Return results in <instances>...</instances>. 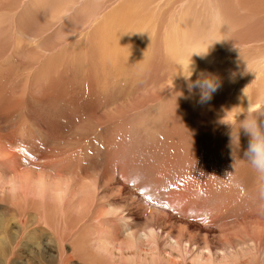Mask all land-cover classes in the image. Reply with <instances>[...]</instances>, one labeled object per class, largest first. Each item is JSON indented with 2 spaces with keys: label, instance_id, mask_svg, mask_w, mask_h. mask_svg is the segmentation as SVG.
Returning a JSON list of instances; mask_svg holds the SVG:
<instances>
[{
  "label": "rangeland",
  "instance_id": "rangeland-1",
  "mask_svg": "<svg viewBox=\"0 0 264 264\" xmlns=\"http://www.w3.org/2000/svg\"><path fill=\"white\" fill-rule=\"evenodd\" d=\"M103 2L101 19L82 27L70 12L60 31L47 22L59 8L0 0V25L17 12L39 35L11 40L23 59L0 39V75L39 80L21 106L0 95V243H17L0 264H264L262 182L236 130L264 111V0ZM189 66L190 81H220L206 103L188 90ZM10 179L38 180L46 196L10 195ZM150 228L174 229L180 248L140 244Z\"/></svg>",
  "mask_w": 264,
  "mask_h": 264
},
{
  "label": "bare ground",
  "instance_id": "bare-ground-1",
  "mask_svg": "<svg viewBox=\"0 0 264 264\" xmlns=\"http://www.w3.org/2000/svg\"><path fill=\"white\" fill-rule=\"evenodd\" d=\"M29 4V8L27 9V11H31V10H37V9H41L43 11V8H59L58 11H56V14L52 15L51 17H49L47 19V22L49 24V22H51L52 20H55L54 22L57 21V23L61 26H64V28H60V31H64V30H70V27L68 25H65L66 24V21L70 18V12H75L74 15V18H78V19H73V21H77L81 24L82 27H85L86 25L89 27L90 26V21L95 17V19L98 18H102V14L101 13H98V9L97 8H100V6L102 5L103 0H84V1H87L85 5V7H90V8H80V6L78 5H81L80 4H74L72 2L70 3H65V0H27ZM31 1V2H30ZM78 1V0H77ZM118 1V0H117ZM26 2V0H25ZM78 2H81V1H78ZM23 3V1H22ZM115 3V2H114ZM117 3V2H116ZM111 5V4H110ZM21 6V5H20ZM31 7V8H30ZM108 7V6H107ZM76 8H78L77 10H75ZM80 8V9H79ZM22 9V8H21ZM83 9V10H82ZM91 9H96L97 11H92ZM101 9V8H100ZM20 10V9H19ZM68 10V11H67ZM85 10V11H84ZM26 10L24 12H27ZM41 11V12H42ZM37 12V11H35ZM100 12V11H99ZM12 13V12H11ZM17 14V12L15 13ZM15 14L9 18V17H5L3 21H7V20H10L12 22V24H3V25H0V39H7L9 41L8 45H11L10 47V50L9 51H13L14 54L17 55V58L19 59H23V57L25 56V51H23V48H22V45L18 44V43H12L11 40L15 39V37L19 36V34L21 33L22 26H24L25 24H28L25 22V24H21L20 26V23L23 22V18L22 16L21 17H15ZM19 14V13H18ZM21 14V13H20ZM23 14V13H22ZM28 15V14H27ZM30 15V14H29ZM35 15V14H34ZM19 16V15H18ZM100 16V17H99ZM22 18L19 22V19ZM94 19V20H95ZM93 21V20H92ZM97 21V20H96ZM95 21V22H96ZM76 22V23H77ZM94 22V23H95ZM31 23V22H30ZM32 24V23H31ZM74 24V23H73ZM97 24V23H96ZM27 26V25H26ZM93 26V25H92ZM29 27V26H27ZM54 27V25H53ZM52 27L51 32L52 30L54 29ZM81 27V28H82ZM80 28V29H81ZM25 30H28L27 28L23 29V32ZM85 30V29H84ZM33 31V29L31 30ZM30 30L26 31V35L28 36H34L35 32H31ZM25 33V32H24ZM78 33V32H77ZM76 33V34H77ZM22 34V33H21ZM76 34L74 35V33L72 32H69L67 34V38L70 40L73 38H76ZM35 36H39V35H35ZM34 36V37H35ZM79 36V35H78ZM77 36V37H78ZM85 37V36H84ZM176 37V36H175ZM89 38V37H88ZM2 39V40H3ZM75 40V39H74ZM7 43V41H6ZM14 46V47H13ZM5 50V49H4ZM10 53V52H9ZM26 59V58H25ZM27 60V59H26ZM17 78V77H16ZM8 79V80H7ZM38 78L34 77V76H31L30 74L26 75L25 77L23 78H18V79H15V77L13 78L11 74H3V75H0V85L2 88H0V95L3 94V92H8L9 94L11 93V96L10 97H14L15 100L17 101V103H19V105L21 106L24 101L27 99V98H31L29 97V95H32V94H35V90H36V85L39 84V80H37ZM7 95V94H6ZM13 95V96H12ZM8 98V97H7ZM5 99V97L3 98ZM1 100V98H0ZM4 101V100H2ZM6 101V100H5ZM8 101V99H7ZM13 103V102H11ZM13 107V106H12ZM17 108V107H15ZM14 108V110H15ZM18 110V108H17ZM16 179H10V181L12 182H9V188H8V194H12L13 196L15 195H18L19 193H21V195H23V197L26 199V201L28 200L29 202L33 203L35 201H38V200H42L45 196H46V186L44 184H42L40 181L38 180H31L29 183H26V186L25 187H22L21 184H19L18 180ZM28 180V179H27ZM21 183V182H20ZM24 185V184H23ZM7 187V186H6ZM183 192V191H182ZM186 192V191H185ZM188 192H186V195H190L187 194ZM5 195V194H4ZM180 196L184 197V194H181V189L179 191V194ZM193 195V194H192ZM175 199V198H174ZM183 199V198H182ZM192 200V199H191ZM176 201L178 204H181V200H178L176 198ZM186 203L187 200H184ZM181 202V203H180ZM195 202V201H194ZM188 203V202H187ZM30 204V203H29ZM166 204H168V206L171 208V209H175V207H179L181 208L180 205H177L174 200H168L166 201ZM184 205V204H183ZM182 205V206H183ZM184 207V206H183ZM183 209V208H182ZM189 210V209H188ZM140 215V213L138 214ZM130 216V215H129ZM129 216H124V222L122 223L123 225H125V220H128L130 219ZM149 216H151V214H149ZM131 217V216H130ZM44 219V218H43ZM165 219V218H164ZM121 221V220H120ZM162 221L160 220L159 221V224H161ZM21 224H23V222H21ZM44 228H46V224H44ZM164 230V231H163ZM163 230H160V236L157 234L156 230L153 229V228H150L148 230V233H143V235H140L137 239L139 241L140 244H146L148 248H150L151 250H154V253L158 252L159 250V246H160V242H159V239L161 237H163V239L167 242H169V247L172 249V250H177L180 248V245H181V238L180 236L177 234V236L174 235L175 232L174 229H173V233L171 232V230H166V229H163ZM23 231H25V228H23ZM22 231V232H23ZM3 232V230H2ZM173 235L175 237H173ZM14 237V236H13ZM133 237V236H132ZM131 237V238H132ZM11 238V237H10ZM133 239V238H132ZM14 240L16 239H12V242H15ZM10 241L7 244H4L3 242L0 243V254H4L6 252V248H10L12 251L10 252V257H15L13 256L14 252L17 248V243L15 242V245H10ZM138 243V242H137ZM13 244V243H11ZM108 244L110 243H107V246ZM106 245V242L105 241H101L99 239H94L90 242V247H92L94 249L95 252L97 253H102L103 250H104V247ZM112 245V243H111ZM112 247V246H111ZM19 248V247H18ZM18 250V249H17ZM106 250V249H105ZM117 250V249H116ZM118 253H119V250H117ZM114 253V252H113ZM116 253V252H115ZM117 254V253H116ZM115 254V256H116ZM136 255H134L135 257ZM70 257V256H69ZM121 256H119V264H125L127 261L124 260V259H121L120 258ZM135 258H138V259H142L138 256H136ZM145 258H147V255H145ZM145 260V259H144Z\"/></svg>",
  "mask_w": 264,
  "mask_h": 264
},
{
  "label": "clouds",
  "instance_id": "clouds-1",
  "mask_svg": "<svg viewBox=\"0 0 264 264\" xmlns=\"http://www.w3.org/2000/svg\"><path fill=\"white\" fill-rule=\"evenodd\" d=\"M207 52L199 55L205 56ZM189 71L191 75L188 77L184 76L185 80L188 81L189 92H192L193 89H198L199 102H208L212 98V94L220 87L219 79L211 74L199 73L195 81H190L189 78L192 76L194 69L189 66ZM237 123L238 127H236V130L243 129L249 137L247 148L244 151V159L242 160L248 163L260 178L262 182L261 192L264 194V111L255 114L246 113L243 120L238 117ZM229 125L232 128L235 127L232 124Z\"/></svg>",
  "mask_w": 264,
  "mask_h": 264
}]
</instances>
